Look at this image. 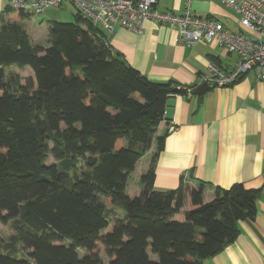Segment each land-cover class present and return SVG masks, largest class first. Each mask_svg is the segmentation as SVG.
Listing matches in <instances>:
<instances>
[{
    "label": "trees",
    "instance_id": "1",
    "mask_svg": "<svg viewBox=\"0 0 264 264\" xmlns=\"http://www.w3.org/2000/svg\"><path fill=\"white\" fill-rule=\"evenodd\" d=\"M75 17L50 23L48 46L0 19V220L14 230L0 240V264H202L255 219L261 190L218 187L209 203L202 183L155 191L168 136L156 134L170 128L178 86L149 80ZM12 65L31 68L35 83L7 77ZM153 143L142 192L130 198L129 177ZM19 245L31 260L18 258Z\"/></svg>",
    "mask_w": 264,
    "mask_h": 264
},
{
    "label": "crops",
    "instance_id": "2",
    "mask_svg": "<svg viewBox=\"0 0 264 264\" xmlns=\"http://www.w3.org/2000/svg\"><path fill=\"white\" fill-rule=\"evenodd\" d=\"M157 9L175 15L188 10L198 17L214 19L233 32L240 31L239 17L224 0H158ZM9 10V0H0V19L23 25L33 44L42 45L34 40L35 32L43 29L33 23L34 17ZM52 11L42 17L49 22L48 35L50 23L54 22ZM109 44L114 53H121L130 66L149 80L159 84L173 82L184 89L203 86L199 85V77L211 64L228 69L239 62L236 55L216 44L181 45L176 29L152 21L144 22L141 33L117 29ZM209 89L200 96L170 97L167 117L173 128L162 125L156 134L168 136L154 163V190H176L182 180L189 189L202 183L205 203L215 198L218 187L226 190L241 183L248 189L261 190L255 219L241 221L234 242L202 264H264V80H258L253 72L230 88ZM155 148L153 143L132 173L141 168L137 172L139 184L152 166ZM128 185L129 181L126 190ZM141 192L142 189L139 195ZM118 208L122 213L115 215L122 218L123 210Z\"/></svg>",
    "mask_w": 264,
    "mask_h": 264
},
{
    "label": "built area",
    "instance_id": "3",
    "mask_svg": "<svg viewBox=\"0 0 264 264\" xmlns=\"http://www.w3.org/2000/svg\"><path fill=\"white\" fill-rule=\"evenodd\" d=\"M224 1L239 17V32L188 10L182 15L161 12L157 9L158 0H9V9L40 16L68 3L78 17L102 31L107 42L119 28L141 33L144 22L152 21L176 29L181 45L216 44L238 57V64L228 69L209 65L200 75L199 85L230 88L253 72L258 80H264V0ZM194 90L186 89V94L193 95ZM171 124L169 130L173 128Z\"/></svg>",
    "mask_w": 264,
    "mask_h": 264
},
{
    "label": "rangeland",
    "instance_id": "4",
    "mask_svg": "<svg viewBox=\"0 0 264 264\" xmlns=\"http://www.w3.org/2000/svg\"><path fill=\"white\" fill-rule=\"evenodd\" d=\"M48 11H50V10H48ZM52 12L54 13L53 21H59L62 23H74L76 21L75 12L68 3H65L62 8L54 9ZM44 15L32 16L35 19V21L33 23L35 25H39L40 29L43 28L42 30L35 32V38L36 39H34V40H35V43L42 44L44 46H48L46 44V40L48 38V32H47L48 30L46 27H48L49 22L46 19L42 20V17ZM6 75H7V77L17 76L19 78V81L22 84H26V82L28 80H33V82L35 83L34 73L29 67L22 69V68H19L17 65H12L10 68L6 69ZM149 158H150V156H149ZM54 162H55L54 159L52 157H49L47 164L48 165L53 164ZM139 169H141V168H138V170H137L138 173L140 172ZM137 172L135 174L131 175V178L129 180L128 189L126 190V194L130 197L138 196L141 189H142L140 184H139V175L137 174ZM106 202L108 204V201H106ZM112 209L115 212V214L122 213V211H119L118 207H114ZM12 224H13L12 220L4 222V223L0 220V240L8 241V239L10 238V236L14 232ZM110 228H112V226L109 227V229ZM106 232L107 231H104V233H106ZM98 246L100 248L101 257L104 260V263H107L108 260H107V257L105 255L104 247L100 243L98 244ZM18 247H19L18 248L19 249L18 258L31 260L29 257V253L23 249L22 245H19ZM79 253H80V256L84 255L83 250H80ZM151 257L154 258V256H151Z\"/></svg>",
    "mask_w": 264,
    "mask_h": 264
},
{
    "label": "water",
    "instance_id": "5",
    "mask_svg": "<svg viewBox=\"0 0 264 264\" xmlns=\"http://www.w3.org/2000/svg\"><path fill=\"white\" fill-rule=\"evenodd\" d=\"M81 18L80 17H77V20H80ZM210 89L207 85H203L201 87H198L197 89H195L193 91V95H196V96H200V95H203L205 94L206 92H208ZM175 94H179V95H186V89L184 88H178V89H175L174 91Z\"/></svg>",
    "mask_w": 264,
    "mask_h": 264
}]
</instances>
